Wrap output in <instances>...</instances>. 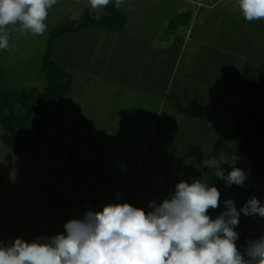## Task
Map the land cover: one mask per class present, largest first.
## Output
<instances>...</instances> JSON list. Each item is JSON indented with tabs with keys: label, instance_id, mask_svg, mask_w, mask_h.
Listing matches in <instances>:
<instances>
[{
	"label": "crops",
	"instance_id": "obj_1",
	"mask_svg": "<svg viewBox=\"0 0 264 264\" xmlns=\"http://www.w3.org/2000/svg\"><path fill=\"white\" fill-rule=\"evenodd\" d=\"M57 2L63 6V0ZM59 15L61 21L48 28L42 66L48 58L54 65L50 78L63 79L66 89L49 101L42 132L73 105H81L86 116L76 122L71 147L72 187L46 190L53 216L35 222L37 234H66V222L109 203L152 211L150 202L159 205L180 181L207 183L204 160L235 155L239 137L234 128L243 100L227 93L223 75L243 73L254 59L237 53L239 43L224 35L227 27L206 25L202 0H125L120 8L112 0L98 9L74 0ZM64 34L74 35L76 44L59 58L50 56L57 35ZM259 60L257 72L264 76V60ZM6 66L4 75L13 70ZM4 86L0 92L11 95L24 90ZM72 91L82 92L79 101ZM52 102L62 106L52 109ZM63 189L70 192L67 199ZM48 225L52 228L43 233Z\"/></svg>",
	"mask_w": 264,
	"mask_h": 264
},
{
	"label": "clouds",
	"instance_id": "obj_2",
	"mask_svg": "<svg viewBox=\"0 0 264 264\" xmlns=\"http://www.w3.org/2000/svg\"><path fill=\"white\" fill-rule=\"evenodd\" d=\"M112 0H89L93 9ZM57 0H0V49L9 48L8 25L19 22L21 32L43 35L48 10ZM125 0H114L120 8ZM246 21L264 19V0H238ZM15 30V29H14ZM231 171L225 175L221 165ZM237 158H209L203 166L212 169L226 186H243L247 174L236 167ZM217 187L194 180L180 181L174 193L152 211L130 203H109L101 211H88L82 219L65 223L66 234L37 238L28 243L16 238L0 246V264H264V236L249 242L244 255L238 250L235 230L240 214L264 217V204L252 197L237 210L232 199L215 219L209 210L219 207Z\"/></svg>",
	"mask_w": 264,
	"mask_h": 264
},
{
	"label": "rangeland",
	"instance_id": "obj_3",
	"mask_svg": "<svg viewBox=\"0 0 264 264\" xmlns=\"http://www.w3.org/2000/svg\"><path fill=\"white\" fill-rule=\"evenodd\" d=\"M69 1L73 3L74 0H63L62 7L57 2L48 10L45 20L47 30L43 35H32L30 32L19 31L20 25L18 22L16 25H8L6 27L5 31L10 38L8 41L9 48L7 50L0 49V88L5 85L6 78L4 77H7V86L4 87L8 88V90L21 88L29 91L31 90L30 88H34L37 93L46 90L45 86L48 85V81L45 79L47 71H45V66L43 68L42 61L51 36L48 28L56 26L55 24L61 21L59 14L64 12V6L66 7ZM202 1L207 13V17L203 18L206 25L219 23L217 25L227 27L228 29L224 32V35H231L230 42L239 43V48L236 46L237 53L244 54L247 52L249 54L248 57L253 56L254 62L251 63L250 67L257 71L259 59L264 60V19L246 21L239 9L238 0ZM79 4L89 6V0H79ZM211 4H215L212 9L209 6ZM220 11L221 13H219ZM235 22L238 25L233 27V25H236ZM229 27H231L230 30ZM245 30L247 33H245ZM2 34L0 32V35ZM57 37L51 48L50 56L59 58L60 54L64 53L68 48L69 50L72 49L74 44H76V37L72 34L57 35ZM250 40H252V45H250ZM245 42L247 46H244ZM234 45L231 46L234 47ZM224 47H227V45H224ZM230 50L232 49L230 48ZM66 56L68 61L69 55ZM250 58L246 59V61ZM253 59L251 58V60ZM6 63L13 70L4 75L7 67ZM63 70L62 75H65ZM225 76L226 74L224 73L223 78ZM22 91H17V93L13 91L14 95H11L9 91L7 93H4V91L0 92L2 94L0 95V108L4 110V103L10 104V100L17 98ZM72 92L76 96L74 100L79 101L80 98L77 97H81L80 94L82 92L78 95H76L77 92ZM208 93L214 95L212 89ZM66 95L69 94L66 93L62 97L66 99ZM69 99H72V97L69 96ZM52 106L53 109L55 106L60 107L62 105L60 102H52ZM71 109V111L69 109L64 112L61 117L59 114L52 122L47 124L44 134L41 131L42 135L40 138L33 144L30 143L31 149L33 148L31 152L11 147L5 143L2 136L7 133V130L0 120V246L11 245L16 238H21L28 243L35 241L37 238H44V235L37 234V228L34 227L35 222L44 221L45 218L53 216H49L48 213L52 212V209H48L51 197L46 190H50L53 193V191H58L61 185L72 187L70 178H68L70 169L68 164H71L73 155L71 154V147L74 144V135L78 128L76 122L78 119L82 121L86 113L83 112L82 106L78 104H76V107L73 105ZM85 109L89 113V110ZM39 117V113H33L27 124L30 125L31 123L32 125V121L35 122ZM23 140L26 141V138H23ZM233 145H236V143L233 142L231 144V149H233ZM240 164L241 169L247 174L244 182V187L247 190L251 184L250 170L252 167L251 154L247 150L244 152ZM74 188L79 190V187ZM72 190L70 191L75 197L76 194L74 193L77 192ZM257 190L259 194L252 193L249 195L248 200L256 197L261 204H264V187L257 185ZM69 193L68 190L63 189V197L65 199H67ZM227 199H232L235 202L238 211L242 208L241 200L237 194L230 191H226L224 194L220 193L219 207L215 210L210 209L214 211V219L226 210L224 201ZM57 216L59 217L60 215ZM250 217L258 227L257 236L259 239L264 236V217L259 215ZM49 228H52V226L48 225L43 233L47 232ZM245 233L244 235H238V240L248 243V237Z\"/></svg>",
	"mask_w": 264,
	"mask_h": 264
},
{
	"label": "trees",
	"instance_id": "obj_4",
	"mask_svg": "<svg viewBox=\"0 0 264 264\" xmlns=\"http://www.w3.org/2000/svg\"><path fill=\"white\" fill-rule=\"evenodd\" d=\"M250 66L248 65L243 73L229 70L224 78L227 93L239 96L243 100L234 128L235 134L239 137V145L233 157L237 158L236 167L241 169L240 163L244 152L247 150L251 154L250 187L246 190L244 184L243 186L235 184L226 186L223 180L216 177L212 169L205 167L207 184L217 187L221 194L226 191L237 194L242 207L248 201L249 195L259 194L257 185L264 187V76L259 75ZM53 67L54 65L47 58L45 71H47L48 85L43 93L37 94L33 90H23L17 98L10 100V104L4 103V110L0 108V120L7 130L2 137L7 145L31 152L33 148L31 149L30 143L33 144L42 135L49 101L66 89L63 79L61 80L58 76L53 77L54 80L50 78L53 76V72L50 71ZM33 113H39L40 117L29 125L27 123ZM23 138H26V141ZM221 168L224 169L225 175L231 171L229 164ZM208 214L214 219V211L209 210ZM241 215L239 226L235 229L238 235H244L246 232L248 243L257 240L258 227L255 222L250 216H245L243 213ZM240 241L237 239L236 246L244 255L248 243ZM244 258L248 257L244 255Z\"/></svg>",
	"mask_w": 264,
	"mask_h": 264
}]
</instances>
